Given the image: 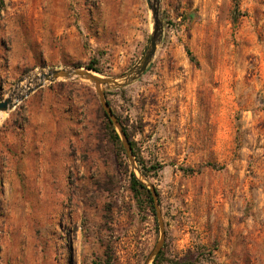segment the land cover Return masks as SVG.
<instances>
[{
  "label": "rangeland",
  "instance_id": "374dc122",
  "mask_svg": "<svg viewBox=\"0 0 264 264\" xmlns=\"http://www.w3.org/2000/svg\"><path fill=\"white\" fill-rule=\"evenodd\" d=\"M155 17L143 74L104 89L132 162L90 80L3 112L0 264H264V0H0V100L124 75Z\"/></svg>",
  "mask_w": 264,
  "mask_h": 264
},
{
  "label": "water",
  "instance_id": "95a60500",
  "mask_svg": "<svg viewBox=\"0 0 264 264\" xmlns=\"http://www.w3.org/2000/svg\"><path fill=\"white\" fill-rule=\"evenodd\" d=\"M156 13V12H155ZM162 32V25L160 20H158L157 17H155V24L153 27L152 34L150 36V41L149 45L141 59V61L134 66L130 71L125 73L124 75L116 78L112 77H105L102 75H98L96 71L90 68L86 67H80V66H75L72 68H50L45 71H40L36 74H34L31 77L30 82L28 83L29 85H26L27 89L22 92V91H14L12 90L5 98L0 100V112H7L11 109H13L22 99H24L30 92H32L34 89L40 87L43 85L46 81H54L58 78H72V77H81L87 80H90L97 91V94L99 96V101L101 103L102 108L104 109L105 113L107 114L108 118L111 120L113 123L114 127L117 129L118 134L121 138L122 144L124 146V149L131 160L133 161L132 157V151L131 147L129 144V141L126 137L125 131L122 128L121 123L117 119V117L114 115L112 112L106 98L104 95V89L105 88H119L122 87L135 79H137L140 75L143 74L145 69L147 68L148 64L150 63L155 51L157 44L160 40V35ZM95 72V73H94ZM33 84V86H31ZM139 182L144 184L150 191L151 196L153 198V204L155 207V212H156V217L158 220V224L160 227V237L159 240L157 241L154 249L152 250L150 256L154 257L160 250L163 242H164V237H165V231H164V224L162 221V216L161 212L159 209V203L157 199V193L155 188L147 182L142 181L141 179H138Z\"/></svg>",
  "mask_w": 264,
  "mask_h": 264
},
{
  "label": "trees",
  "instance_id": "16d2710c",
  "mask_svg": "<svg viewBox=\"0 0 264 264\" xmlns=\"http://www.w3.org/2000/svg\"><path fill=\"white\" fill-rule=\"evenodd\" d=\"M86 66L89 67V68H91V69L96 70V68L93 67L90 63L87 64ZM107 102H108V104H109V101H107ZM103 113H104L105 117L107 118V121H108L109 125L111 126V130L113 131V135H114V137H115L116 139H118V135L115 133V131H114V129H113V125H112L111 120L108 118V116H107V114L105 113V111H103ZM118 120H119L120 123H121V120H120L119 118H118ZM123 129H124V128H123ZM124 130H125V129H124ZM131 145H132V144H131ZM149 171H150V170L145 169V170L143 171V173H144L145 175H147ZM131 182H132V186L134 187V189H139V190H142V191H143V193L145 194V196L147 197V199H148V201H149V203H150L151 208H153V206H152V196H151V193H150L149 189H148L144 184H142L141 182H139V181L136 179V177L134 176L133 173L131 174ZM160 253H161V250L158 252V255H159ZM158 255H157V257H158ZM152 264H157V259H155V260L153 261Z\"/></svg>",
  "mask_w": 264,
  "mask_h": 264
},
{
  "label": "bare ground",
  "instance_id": "6f19581e",
  "mask_svg": "<svg viewBox=\"0 0 264 264\" xmlns=\"http://www.w3.org/2000/svg\"><path fill=\"white\" fill-rule=\"evenodd\" d=\"M94 73H95V72H94ZM98 75H100V74H98ZM27 85H29V84H27ZM18 89H19V90L16 89V90H14V91H18V92H19V91H25V90L27 89V87H26V86H24V87H22V88H19V87H18ZM3 115H4V113H3V112H0V119L3 117Z\"/></svg>",
  "mask_w": 264,
  "mask_h": 264
}]
</instances>
